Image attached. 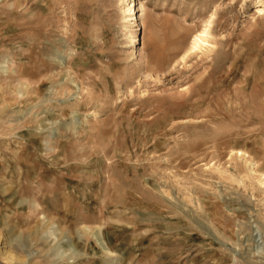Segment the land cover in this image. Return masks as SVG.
Instances as JSON below:
<instances>
[{"label": "rangeland", "instance_id": "rangeland-1", "mask_svg": "<svg viewBox=\"0 0 264 264\" xmlns=\"http://www.w3.org/2000/svg\"><path fill=\"white\" fill-rule=\"evenodd\" d=\"M0 264H264V0H0Z\"/></svg>", "mask_w": 264, "mask_h": 264}, {"label": "bare ground", "instance_id": "bare-ground-1", "mask_svg": "<svg viewBox=\"0 0 264 264\" xmlns=\"http://www.w3.org/2000/svg\"><path fill=\"white\" fill-rule=\"evenodd\" d=\"M142 7H143L142 4H140V5H139L140 10H142ZM260 10H261V9H260ZM203 33H204V32H203ZM203 33H202L201 35H203ZM204 34H205V33H204ZM201 37H202V36H201ZM201 37H200L198 40H196V41H198V43H199L200 40H202ZM203 40H204V39H203ZM193 41H194V40H193ZM196 44H197V43H196ZM197 45H198V44H197Z\"/></svg>", "mask_w": 264, "mask_h": 264}]
</instances>
